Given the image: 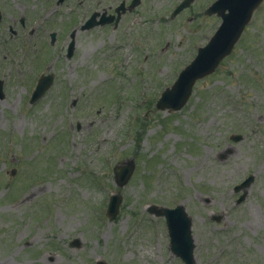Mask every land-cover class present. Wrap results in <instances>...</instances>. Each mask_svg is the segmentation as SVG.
<instances>
[{
  "label": "rangeland",
  "instance_id": "rangeland-1",
  "mask_svg": "<svg viewBox=\"0 0 264 264\" xmlns=\"http://www.w3.org/2000/svg\"><path fill=\"white\" fill-rule=\"evenodd\" d=\"M82 1L0 0V264H185L151 204L184 205L193 264H264V0L172 112L155 102L218 27L205 14L213 0L174 16L182 0H141L117 29L78 30L68 59L63 37L50 45L49 33L119 0ZM47 68L53 83L30 103ZM130 159L119 186L113 168Z\"/></svg>",
  "mask_w": 264,
  "mask_h": 264
},
{
  "label": "water",
  "instance_id": "water-1",
  "mask_svg": "<svg viewBox=\"0 0 264 264\" xmlns=\"http://www.w3.org/2000/svg\"><path fill=\"white\" fill-rule=\"evenodd\" d=\"M192 0H182L173 10L172 16L180 10L187 7ZM262 0H215L206 10V14L216 13L221 22L208 42L197 49L194 58L185 65L177 75L175 81L170 87L165 88L156 101V108L172 112L180 109L188 100L196 80L212 73L218 66L219 62L228 55L235 42L238 40L245 25L248 23L253 10ZM139 3V0H133L130 7ZM105 22V21H100ZM96 24L92 20L87 21L86 28ZM53 76L42 75L38 79L35 89L31 96V102H34L46 91L51 85ZM2 94V81L0 80V98ZM239 139V136H234ZM134 162L132 159L125 164L115 166L113 169L114 180L119 185H124L132 174ZM252 179L249 176L244 182L236 185L234 190L237 191ZM244 198L240 195L237 202ZM121 202V194L114 192L110 195L106 209V216L113 219ZM148 211L165 218L168 235L170 239V249L174 254L179 256L185 264H193V247L194 237L192 234V219L186 211L183 204L175 207L150 205ZM218 220V218H216ZM75 242V241H74ZM77 244V243H76ZM97 264H104L98 261Z\"/></svg>",
  "mask_w": 264,
  "mask_h": 264
},
{
  "label": "flooded vegetation",
  "instance_id": "flooded-vegetation-1",
  "mask_svg": "<svg viewBox=\"0 0 264 264\" xmlns=\"http://www.w3.org/2000/svg\"><path fill=\"white\" fill-rule=\"evenodd\" d=\"M67 1H71V0H62V1L54 0V2L56 4H59V5H63ZM82 2H83L82 0H78V4L79 5H81ZM131 2H132V0H119L117 3H115L113 5L109 4L107 7L101 8L100 10L97 8V5L93 6L94 9L92 8L91 14L86 19H84L83 23H79L77 26H72L67 31L62 30L60 28H57L54 31L50 32L49 33V38H50L51 41H49V43L52 45L59 38V36L63 37V42H64L65 47H66L65 57L70 59L73 56V54L75 53L76 32L78 30H82V31L83 30H87L85 25L87 23V20L92 15H94L92 17V20L94 22L101 21V20L102 21H106L105 22L106 24H112V26H113L112 28L114 30V29H117L119 27L120 21L124 18L125 14L131 13V11L133 9V8L129 9ZM73 3L74 2H72V4ZM78 4H76V5H78ZM97 4H100V3H97ZM71 5L69 6V8H70L69 10L70 11L74 9V6L73 5L71 6ZM85 8L88 9L89 6H87ZM12 19H13L14 23L17 24L16 17L12 16ZM26 19L27 18L25 16V13H24V10H23V14L18 19V22H19V25L21 27H23L24 29H26L27 26H28V22H27ZM2 21H3V15H2V11L0 10V23ZM99 23H100L99 25H104L102 22H99ZM8 29L11 32L14 31L12 25H10V24H9V28ZM26 31H28L29 34L34 32V27H32L30 25V22H29V28L26 29ZM48 71H49V69L47 68L45 72L49 73Z\"/></svg>",
  "mask_w": 264,
  "mask_h": 264
}]
</instances>
